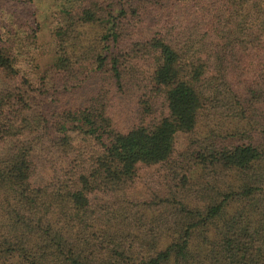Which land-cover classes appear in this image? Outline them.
Segmentation results:
<instances>
[{
    "label": "trees",
    "instance_id": "1",
    "mask_svg": "<svg viewBox=\"0 0 264 264\" xmlns=\"http://www.w3.org/2000/svg\"><path fill=\"white\" fill-rule=\"evenodd\" d=\"M13 1L0 264H264V0Z\"/></svg>",
    "mask_w": 264,
    "mask_h": 264
},
{
    "label": "rangeland",
    "instance_id": "2",
    "mask_svg": "<svg viewBox=\"0 0 264 264\" xmlns=\"http://www.w3.org/2000/svg\"><path fill=\"white\" fill-rule=\"evenodd\" d=\"M60 4V2L55 0H15L10 4L12 12L21 15L25 19L34 18L35 24L38 26L37 39L42 45L45 55L41 59L45 58V62L48 60L50 62L52 58L53 29L57 24L55 15Z\"/></svg>",
    "mask_w": 264,
    "mask_h": 264
}]
</instances>
